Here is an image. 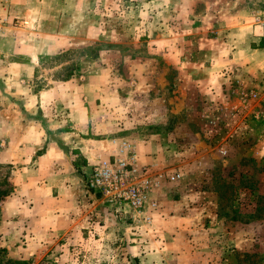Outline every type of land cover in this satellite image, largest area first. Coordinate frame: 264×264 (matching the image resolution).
<instances>
[{
	"label": "rangeland",
	"instance_id": "374dc122",
	"mask_svg": "<svg viewBox=\"0 0 264 264\" xmlns=\"http://www.w3.org/2000/svg\"><path fill=\"white\" fill-rule=\"evenodd\" d=\"M0 264H264V0H0ZM151 221L87 184L120 140Z\"/></svg>",
	"mask_w": 264,
	"mask_h": 264
},
{
	"label": "built area",
	"instance_id": "2783aa9c",
	"mask_svg": "<svg viewBox=\"0 0 264 264\" xmlns=\"http://www.w3.org/2000/svg\"><path fill=\"white\" fill-rule=\"evenodd\" d=\"M149 169L139 163L134 145L122 139L115 151L90 167L87 184L110 208L120 212L128 208L133 216L149 222L151 212L144 213L145 207L158 208L157 201H149V191L157 183L148 175Z\"/></svg>",
	"mask_w": 264,
	"mask_h": 264
},
{
	"label": "crops",
	"instance_id": "0c3cea01",
	"mask_svg": "<svg viewBox=\"0 0 264 264\" xmlns=\"http://www.w3.org/2000/svg\"><path fill=\"white\" fill-rule=\"evenodd\" d=\"M3 46V43L0 44V47Z\"/></svg>",
	"mask_w": 264,
	"mask_h": 264
}]
</instances>
